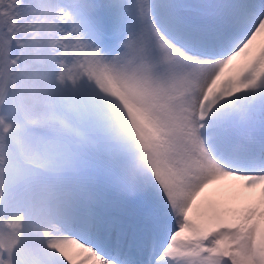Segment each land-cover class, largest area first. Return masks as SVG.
I'll use <instances>...</instances> for the list:
<instances>
[{"label":"snow or ice","instance_id":"1","mask_svg":"<svg viewBox=\"0 0 264 264\" xmlns=\"http://www.w3.org/2000/svg\"><path fill=\"white\" fill-rule=\"evenodd\" d=\"M100 58L151 86L161 138L43 149L66 164L73 234L27 261L14 241L0 264H264V83L222 75L264 59V0H0L5 99Z\"/></svg>","mask_w":264,"mask_h":264},{"label":"bare ground","instance_id":"2","mask_svg":"<svg viewBox=\"0 0 264 264\" xmlns=\"http://www.w3.org/2000/svg\"><path fill=\"white\" fill-rule=\"evenodd\" d=\"M78 66L81 67L82 83L86 81L92 85L90 92H87V98L90 101L87 107L82 103L84 97L78 95L77 101L71 106L68 118L65 121L57 120L52 108L45 104L41 98V89H46L44 87L47 86L43 82L44 77L41 76L38 88H28L22 91L14 101L10 100L6 113L12 114L19 110V115L17 119H14L16 123H6L8 129L15 130V126H25L29 123L30 126L34 124L35 130L47 126L48 132L47 129L44 131L46 134L52 135L53 131L56 132L64 127V134L70 133L76 139L77 144L81 142L89 149V139L98 137L99 132L109 127L107 122H109L110 116L111 121L118 123L119 120L120 123L126 125L125 129H129L138 142V148L147 147L160 140L163 130L158 119L159 105L154 110L156 102L154 99L151 102L147 93V86L152 91L150 85L143 83L142 79L137 80L133 77L130 69L107 59L100 58L92 61L91 64L82 62ZM241 73H243V81L259 76L261 83H264V59L254 67H248L246 71L241 69L240 72H233L229 69L223 73L222 75L228 77L224 81V88L228 89L235 83ZM209 75H211L210 72ZM215 90L213 88L211 91ZM104 115L107 122L103 119ZM45 117H49L47 122L51 120V123H45ZM52 118H54L53 121ZM77 119L80 122H77ZM81 120L85 125L83 128ZM76 125L78 126L74 128ZM77 128L80 133L85 135L76 133ZM54 136L56 135L54 134ZM36 196L26 198V210L18 209L16 212L15 199L6 196L3 200V209L0 210V232L10 237V245L13 247V242H17L15 249L18 258L22 261L30 260L40 251H47L51 245L58 241L68 240L73 234L67 222L64 198L59 194L55 196L48 194L47 197L43 196L44 200L42 197L37 198ZM51 222H56L61 227H56Z\"/></svg>","mask_w":264,"mask_h":264},{"label":"rangeland","instance_id":"3","mask_svg":"<svg viewBox=\"0 0 264 264\" xmlns=\"http://www.w3.org/2000/svg\"><path fill=\"white\" fill-rule=\"evenodd\" d=\"M80 68L79 66L73 67L72 65H66L61 68L60 73H62V75L58 76L56 84L51 89L48 86L47 78L44 77L43 79V82L46 83L47 86L44 87L46 89H41V98L45 101V104H48V106L52 108L54 116L59 121L61 119L65 121L68 118L72 104L77 101V90L83 88L86 89V92H90L92 88V85H89L88 82L86 83V81H84L82 83ZM33 75L36 76V74ZM141 81L145 83L143 80ZM147 88L148 97L151 98V102L152 99L156 102L154 103V110H156L159 101L156 100L151 89L148 86ZM53 93L56 96L55 101L52 99ZM10 102V100L0 96V103L3 104V111L0 112V197H2V200H4L6 196L14 198L16 212L18 209H22V211L26 210L27 204L25 199L33 195H37V198L42 197L43 200V196L47 197L48 194L52 196L59 194L64 198L66 164L63 160H51L44 153L43 149L51 147L58 139H67L74 142H76V139L68 132L64 134V127H61L62 129L56 132L53 131L52 135H48L46 134V131L48 132V127L44 126L36 130V137L33 141L38 142L42 146V150L33 151V149L29 147L30 141L27 129L29 127H34V124L33 126H30L29 123L25 126H15V130L8 129L6 126L7 122L16 123L14 119H17L19 115V110L14 111L12 114L6 113V109H9ZM48 119L49 117H45V123L49 124L51 120L47 122ZM103 119L107 122L105 115ZM53 120L54 118H52V121ZM108 121L107 124L109 123V127L106 130L99 132L98 137H91V139H89V149L103 152L110 151L113 148L123 149L129 141L136 143L130 130L125 129L126 125L124 123H120L119 120L118 123H115V121L110 120V116ZM77 122H80V120L77 119ZM82 123L83 121L81 120V124ZM77 126L78 125L74 128ZM81 126L82 128L85 127L84 124ZM75 132L81 134L78 128ZM54 134L56 136H54ZM78 144L82 145L81 142H78ZM34 192L37 193L35 194ZM18 199L19 201H16ZM51 223L56 227L60 226V224L56 222ZM9 240V236L0 232V251L3 250L7 252L13 248Z\"/></svg>","mask_w":264,"mask_h":264}]
</instances>
